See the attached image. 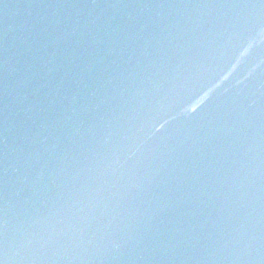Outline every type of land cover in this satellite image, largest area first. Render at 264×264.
<instances>
[{
    "label": "water",
    "instance_id": "obj_1",
    "mask_svg": "<svg viewBox=\"0 0 264 264\" xmlns=\"http://www.w3.org/2000/svg\"><path fill=\"white\" fill-rule=\"evenodd\" d=\"M0 264H264V0H0Z\"/></svg>",
    "mask_w": 264,
    "mask_h": 264
}]
</instances>
